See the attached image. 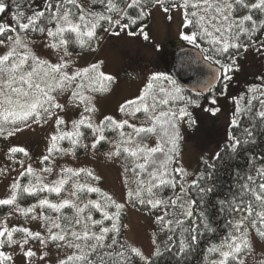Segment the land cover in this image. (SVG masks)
<instances>
[{"label": "snow or ice", "instance_id": "obj_1", "mask_svg": "<svg viewBox=\"0 0 264 264\" xmlns=\"http://www.w3.org/2000/svg\"><path fill=\"white\" fill-rule=\"evenodd\" d=\"M155 11L179 18V39L199 49L211 69L203 86L209 106L171 76L151 73L119 106L122 118L98 119L95 96L110 91L115 77L101 70L103 61L77 60L106 36L139 31L147 40L142 25ZM248 53L264 60V0H0V138L10 143L33 126L48 129L38 167L25 146L0 151V178L11 177L0 196V264H15L17 252L26 264H49L52 250L54 264H158L166 255L175 264L194 256L198 264H264V247H257L264 242V151L253 150L257 132L264 133V73L241 94L227 95ZM220 97L234 105L227 138L189 171L179 150L181 126L196 124L189 106L215 116ZM69 109L78 113L71 121ZM104 145V158L123 169L124 202L96 186L101 176L93 169L59 163L77 159L81 148L95 156ZM241 154L246 168H236L221 192L218 163ZM127 204L156 225L148 254L119 239ZM21 217L23 224L10 223ZM32 222L39 230L27 226Z\"/></svg>", "mask_w": 264, "mask_h": 264}, {"label": "rangeland", "instance_id": "obj_2", "mask_svg": "<svg viewBox=\"0 0 264 264\" xmlns=\"http://www.w3.org/2000/svg\"><path fill=\"white\" fill-rule=\"evenodd\" d=\"M143 27L148 33L149 38L147 40L144 39L139 31L134 37L122 33L118 37L113 36L108 39L102 46L96 48L94 52L81 53V57L77 60L79 66H87L91 63L103 61L101 70L115 77V82L112 84L110 91L97 93L95 96L94 103L98 110V119L103 118L104 115H112L117 119L122 118L123 114L118 111L119 106L125 100L138 95L149 74L163 73L171 76L169 62L173 59L175 52L184 47L183 41L178 36L179 18L173 14V19L170 21L165 14L155 11L151 14L149 22ZM52 59L54 61L55 57L53 56ZM240 59L238 60L239 69L251 72L254 77L260 73L259 66L264 64V60H260L252 53H248ZM232 93L231 85H229L227 95L231 97ZM241 93L242 91H238V94L235 93V95ZM229 100L223 97L218 99L217 106L220 107L221 111L216 114V123L214 122V116L211 114V116H208L202 108L189 106V111L196 120V124L191 128L187 125L181 126V135L184 142L181 151V162L189 171L196 169L200 165L201 157L209 156L211 151H213L211 143L207 142L199 145V140H203L208 136L211 140H216V125H219V129H223L230 121L231 116L229 113L232 107L228 102ZM221 107H224L225 110ZM77 116V112L69 109L66 119L71 121ZM47 135V126H33L31 129H26L17 136L9 138L10 143L0 138V151H6L11 144L25 146L30 151L33 166L38 167L39 157L44 154ZM61 145L67 147L68 142L61 141ZM108 147V145H104V147L98 146L95 156L91 154V150L86 152L81 148L77 159L67 157L61 159L59 163L67 166H85L93 169L96 174L101 176V180L95 182L96 186L100 187L102 192H107L118 201L124 202L126 199L123 184L125 177L121 175L123 169L120 164L104 158L103 153ZM55 178V176H52L49 177V180ZM10 181L11 177L8 179L0 178V196L5 194ZM65 195L67 194L65 193ZM89 195L93 199L96 198V196ZM50 198L55 199V194H52ZM122 212L125 214L126 225L124 240L129 244L140 247L145 254L150 253L153 249L151 244L152 233L156 230V225L153 224L152 218L149 217L147 212L142 211L138 207L133 208L130 204H127ZM10 223L23 224L24 220L21 217L18 220L10 221ZM27 226H30L33 230H39L37 222H32L31 225ZM257 247H264V242L258 243ZM33 248L37 250L39 255V246L34 245ZM56 255L55 250L50 252L49 264H54ZM15 264H26L25 259L19 252L15 255Z\"/></svg>", "mask_w": 264, "mask_h": 264}, {"label": "trees", "instance_id": "obj_3", "mask_svg": "<svg viewBox=\"0 0 264 264\" xmlns=\"http://www.w3.org/2000/svg\"><path fill=\"white\" fill-rule=\"evenodd\" d=\"M149 20H150V17H146L145 20H144V24L142 26H145L149 22ZM135 27L136 26H133V29H135ZM112 37L113 36H106L105 39L99 44L98 47L102 46L108 39H110ZM183 43H184V47H193L192 45H189L186 41H183ZM171 63H172V60L169 62V64H170L169 67L170 68H171ZM259 69H260V73L259 74L264 73V64L260 65L259 66ZM170 73H171V69H170ZM232 75L234 76V79H233L234 82L231 81V83H230L231 90L233 92L232 93V96H236L235 93L238 94V91L244 92L245 89H246V85L247 84L255 82V80H254L255 77L252 75L251 72H247V71H243V70L239 69L238 72H234V73H232ZM171 77L174 79V77L172 76V73H171ZM243 82H245L246 84L245 83L243 84ZM177 84L182 89H184L185 95H191L194 99H199L200 100V103L202 105H204L206 107L209 106L208 105V102H207V99H205V98L210 97V95H211L210 93H207L204 96H196V95H193L190 92H188L178 82H177ZM221 89H222V82L217 81L216 82V85H215V91L217 92V95L219 94V91ZM228 102H229V104L232 107V109L230 110V113H229L230 116H231L232 111H234V105H233L231 99ZM221 108L223 110H225L224 107H221ZM206 114L208 116H211L210 113H207L206 112ZM213 118H214V122L216 123L217 122L215 120V119H217L216 118V115ZM241 119L245 121V126H246V123H247L246 119L243 116L241 117ZM228 126H229V122H228L227 126L225 128H223V129H219L220 128L219 125H216V129H217V131H215L217 133V136H215V139L216 140H211L209 138V136L207 138H204L203 140H199V143H198L199 145L206 144L207 142L208 143H211L210 145L213 147V151H211V153L209 154V157L212 156L216 151H219L220 150V146L224 144V142H225V140L227 138V132L229 130V127ZM181 131H182V127H181ZM235 131L236 132H239V129H236ZM190 138L191 139H194L192 137H190ZM256 139H257V143H256V145L253 146V150L256 153H260L261 151H264V133H261V132L258 131L257 132ZM183 144H184V142H183V137H182V140L180 141V145H179L180 153H181V151L183 149ZM79 154H80V149H78V155ZM246 166H247L246 165V157L243 154H241L240 156H238L236 159L226 160L223 164H219L218 163L217 171H216V174H215V181H214L217 184L218 189L221 192L226 193L227 190L231 187V184L233 182L232 181V173L234 172V170L236 168H240V169L243 170L244 168H246ZM91 195L92 196H97V194H95V193H93ZM215 199H216L215 196L212 197V200H215ZM29 202H31V201H29ZM210 214L212 215V217L214 219L215 213L214 212H211ZM94 215L96 216V218H100V216H99L98 213H95ZM121 221H122V224L125 225V214L123 212L121 213ZM214 222L216 224H220V223H223V220L222 219L219 220V221H215L214 220ZM105 223H109V222H105ZM124 229H125V227L121 229L122 235L119 237V239L121 241H125L124 240ZM202 246H203V242H202ZM158 264H175V260L173 258H171V257H169V256L166 255L164 257H161L158 260ZM186 264H198V258L196 256H194L193 259L191 261L186 262Z\"/></svg>", "mask_w": 264, "mask_h": 264}, {"label": "water", "instance_id": "obj_4", "mask_svg": "<svg viewBox=\"0 0 264 264\" xmlns=\"http://www.w3.org/2000/svg\"><path fill=\"white\" fill-rule=\"evenodd\" d=\"M170 69L174 79L191 94L204 96L209 93L203 91V86L210 79L211 69L198 49L194 47L178 49L174 54Z\"/></svg>", "mask_w": 264, "mask_h": 264}]
</instances>
